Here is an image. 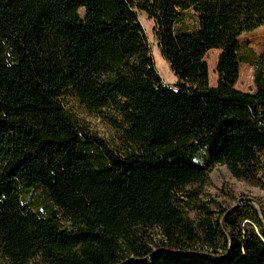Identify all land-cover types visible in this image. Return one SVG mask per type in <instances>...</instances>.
Here are the masks:
<instances>
[{
  "label": "trees",
  "instance_id": "1",
  "mask_svg": "<svg viewBox=\"0 0 264 264\" xmlns=\"http://www.w3.org/2000/svg\"><path fill=\"white\" fill-rule=\"evenodd\" d=\"M78 7L85 9L81 18ZM187 10L197 15L198 28L176 32ZM139 12L153 23L173 86L156 71ZM262 26L264 0H0L5 255L20 264L39 250L49 264H264L262 225L237 210L223 223L206 220L204 247L214 253L198 249L185 214L202 208L199 193L181 186L203 170L191 160L203 148L209 162L225 160L237 179L264 174V55L254 65L255 91L232 89L238 38ZM210 49L221 50L216 88L208 87L203 60ZM79 62L96 79L83 88L87 109L126 121L128 152L111 151L56 99L65 83L61 72ZM82 78L79 70L71 77L76 85ZM90 154L97 168L86 161ZM33 189L79 226L62 232L59 220L27 211L22 199ZM128 213L161 231L156 249L143 233L125 228ZM247 218L259 232L242 224Z\"/></svg>",
  "mask_w": 264,
  "mask_h": 264
},
{
  "label": "rangeland",
  "instance_id": "2",
  "mask_svg": "<svg viewBox=\"0 0 264 264\" xmlns=\"http://www.w3.org/2000/svg\"><path fill=\"white\" fill-rule=\"evenodd\" d=\"M85 9L78 7L75 11L78 17H83ZM59 17V16H58ZM138 19L145 31L149 49L154 61L157 73L165 84L173 86L175 79L169 64L162 58L157 48V40L153 31V23L144 12L138 13ZM56 20V19H54ZM53 20V21H54ZM59 23V22H58ZM198 28L197 15L192 10L184 11L175 24L176 32H189ZM65 31L64 29H62ZM239 41V61L236 81L232 89L241 93H252L255 91L254 65L255 62L264 55V26L248 33H243L238 38ZM220 49H210L206 52L203 60L207 66L208 87L216 88L220 75L217 70L220 57ZM82 59H86L81 57ZM88 59V61H94ZM86 61V62H88ZM64 61L60 64L65 65ZM78 64L67 68L62 74L65 78L64 86H61L56 95L64 111L75 117L86 129L87 133L102 140L105 145L114 153H126L129 150L128 140L124 129L127 126L124 119L106 113H92L87 109V103L83 98V88L90 87L96 81L95 74H90L84 70V64ZM78 70L82 73V82L79 85L71 79ZM70 83V84H69ZM77 86V87H76ZM81 87V88H78ZM210 150L203 148L194 153L191 160L201 166L203 170L189 181L182 183L184 189H194L199 193L201 209H186L187 230L191 231V237L198 242V249L205 253L213 254L211 249L205 248L206 239L204 236V224L206 220L212 224L218 221L223 223V218L228 213L238 211L241 216L256 217L258 224L262 225L264 231V174L257 180L245 181L235 178L230 172L228 163L220 159L216 162H209ZM98 158L90 154L86 157L88 163L98 166ZM22 206L33 212L39 219H57L61 223V231H72L79 226L77 218L63 215L59 207L42 190L33 189L26 193L22 199ZM25 210V211H26ZM128 213L125 217H127ZM242 224H249L256 232H259L258 224L252 218H247ZM128 227L133 232L143 233L146 237L145 243L156 249L161 244L163 237L161 231L151 222H146L142 217H127L125 228ZM71 231H68L70 233ZM226 234V238L230 236ZM124 233L119 238V245L124 249ZM219 249L217 253L223 252L224 239H219ZM197 249V250H198ZM26 264H49L42 250L35 252L25 261ZM0 264H20L15 263L5 255L0 245Z\"/></svg>",
  "mask_w": 264,
  "mask_h": 264
}]
</instances>
